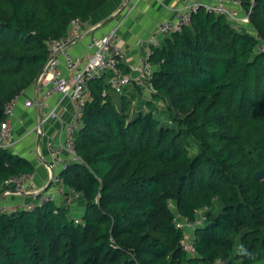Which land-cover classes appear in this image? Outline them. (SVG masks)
<instances>
[{
    "label": "trees",
    "instance_id": "16d2710c",
    "mask_svg": "<svg viewBox=\"0 0 264 264\" xmlns=\"http://www.w3.org/2000/svg\"><path fill=\"white\" fill-rule=\"evenodd\" d=\"M109 1L0 0V126L5 106L35 84L49 42ZM242 5L255 31L200 6L152 47L150 100L135 83L115 92L111 72L90 80L75 131L81 161L62 171L66 194H85L81 221L67 199L0 211V264H264V179L254 176L264 169V0ZM35 172L0 148V183ZM204 208L191 255L173 219Z\"/></svg>",
    "mask_w": 264,
    "mask_h": 264
},
{
    "label": "built area",
    "instance_id": "2783aa9c",
    "mask_svg": "<svg viewBox=\"0 0 264 264\" xmlns=\"http://www.w3.org/2000/svg\"><path fill=\"white\" fill-rule=\"evenodd\" d=\"M182 2L183 4L174 11L172 18L164 19L157 24L156 30L146 42L147 54L140 58L138 63L132 65L129 72H124L119 66L120 62L126 58V50L119 44L120 25L107 34L94 38L89 44L90 50L79 56L72 54L70 46L81 33L84 25L82 18H73L67 35L49 42V58L34 84L36 98H27L24 101L26 108L36 106L41 109L40 120L24 136L30 133H36L38 136L44 135V127L52 119H57L62 123L56 139L48 137L45 140V147L49 154V159L45 163L49 173L50 186L45 193L39 192L40 185L35 174H18L3 183L7 188L3 193L4 198L11 194L34 195L35 199L41 196L37 200L38 203L42 200L61 203L62 199H67L71 203L75 199L84 198L85 194L81 191L71 190L66 194L67 189L62 171L69 162L81 161L74 146L75 131L82 124L84 104L91 97L89 82L92 78L111 72L109 81L117 93H122L133 83L144 87L152 85L154 64L149 59L152 47L160 46L164 37L190 25L192 14L200 6L217 14L225 15L234 27L236 24L247 26L251 22L250 12L244 9L242 0H182ZM58 95L60 96L58 103L54 107L48 106L49 100ZM20 96L21 94L5 106V117L0 126V148L13 149L23 138L19 139L15 134L17 125L25 123L24 115L16 111V103ZM64 99H68L74 107L68 120L61 119L59 112V107ZM65 153L70 157L68 160L64 156ZM30 154H35L45 160L39 143L30 150ZM35 204L34 201L4 204L0 205V211H16L24 207L34 208ZM169 206H173L172 201L169 202ZM175 207L174 205L173 208ZM204 210L205 208L200 210L194 220H189L179 213H176L173 219L178 228L188 232L181 239V245L183 250L191 255L197 253L194 245V230L197 225L204 222ZM75 218L77 222L81 221V216H75Z\"/></svg>",
    "mask_w": 264,
    "mask_h": 264
},
{
    "label": "crops",
    "instance_id": "0c3cea01",
    "mask_svg": "<svg viewBox=\"0 0 264 264\" xmlns=\"http://www.w3.org/2000/svg\"><path fill=\"white\" fill-rule=\"evenodd\" d=\"M126 3V7L122 9ZM182 4V0H110L100 10L84 19L81 33L71 44L70 50L74 56L84 54L90 50L89 44L94 38L101 37L120 25L118 32L120 36L119 44L126 50V58L123 62L130 69L132 65L138 63L140 58L147 54L148 46L146 42L156 30L157 24L164 19L172 18L174 11ZM112 16L115 17L110 19ZM27 98H36L35 85L23 92L16 103V111L24 115L25 123L16 127V136L19 139L23 138L12 150L32 161L36 167L37 182L43 186L42 193H45L50 186L49 173L45 163L49 159L45 140L48 137L56 139L62 123L57 119H52L45 125L44 135L38 136L36 133H30L24 136L28 130L38 124L41 114V109L36 106L30 108L24 106V101ZM59 100L60 96L58 95L50 99L47 104L54 107ZM73 110L74 107L70 101L64 99L59 107L61 119L68 120ZM38 143L45 160L35 154H30V150L34 149ZM64 156L67 160L70 158L66 153ZM9 196L4 198L2 194L0 205L9 204V201L13 204L35 199L34 195L11 194Z\"/></svg>",
    "mask_w": 264,
    "mask_h": 264
},
{
    "label": "rangeland",
    "instance_id": "374dc122",
    "mask_svg": "<svg viewBox=\"0 0 264 264\" xmlns=\"http://www.w3.org/2000/svg\"><path fill=\"white\" fill-rule=\"evenodd\" d=\"M235 27L236 28L239 27V28H237L238 30H245L246 29V30H250V31L251 30L255 31V29H253V26L251 24L250 25L248 24L247 26L236 24ZM260 39H261V43L258 46V49L259 50H263V48H264V39L261 38V37H260ZM152 93H153V86L152 85L147 86V87L143 86L142 99H149V100L152 99V96H151ZM140 98L141 97H139L137 100H135L133 102V104L131 105V108H130L131 116H132V114L134 113L135 110H139L138 107L141 104L140 103V101H141ZM155 103L157 105V109H156L157 113H161V117H163V118L166 117L167 116L166 115V108H167L166 102H164L161 99H156ZM144 110H146V109L144 108ZM195 153H196V147L193 146L191 148V154H195ZM39 187H40V191L39 192H42L43 191V186L40 185ZM6 189L7 188L4 186V184L1 183L0 184V191H2V194L6 191ZM24 196H27V195H24ZM8 197H10V196H8ZM8 203L11 204L10 201ZM84 203H85V201L83 199H75V200H73L71 202L72 214L75 215V216H79L80 217V215H82V213L84 211ZM172 203H173V206H171V207L173 208L175 204H174L173 201H172ZM219 264H222V263L220 262Z\"/></svg>",
    "mask_w": 264,
    "mask_h": 264
},
{
    "label": "water",
    "instance_id": "95a60500",
    "mask_svg": "<svg viewBox=\"0 0 264 264\" xmlns=\"http://www.w3.org/2000/svg\"><path fill=\"white\" fill-rule=\"evenodd\" d=\"M126 5H127V3L124 4V6H123L122 9H124V8L126 7ZM114 17H115V16H112L110 19H113ZM254 176H255V178L258 179V180H262V179H264V169H261V170L257 171V172L255 173Z\"/></svg>",
    "mask_w": 264,
    "mask_h": 264
}]
</instances>
